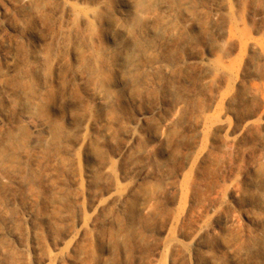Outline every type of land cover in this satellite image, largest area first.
<instances>
[{
    "label": "rangeland",
    "instance_id": "1",
    "mask_svg": "<svg viewBox=\"0 0 264 264\" xmlns=\"http://www.w3.org/2000/svg\"><path fill=\"white\" fill-rule=\"evenodd\" d=\"M98 8L128 19L111 0H0V149L48 125L15 105L29 84L58 92L48 120L65 135L52 160L23 158L25 178L0 173V264H264V0H199L174 58L143 63L140 96L112 73L110 114L75 74L83 14ZM133 187L128 217L118 199Z\"/></svg>",
    "mask_w": 264,
    "mask_h": 264
},
{
    "label": "bare ground",
    "instance_id": "2",
    "mask_svg": "<svg viewBox=\"0 0 264 264\" xmlns=\"http://www.w3.org/2000/svg\"><path fill=\"white\" fill-rule=\"evenodd\" d=\"M112 4L123 3L128 9V19L120 21L110 9H96L83 14L86 28L84 33L77 35L74 51L77 57L75 74L87 79L85 86L86 98L95 102L92 110L105 113L114 112L112 93V73L120 75L122 81L131 85L140 96L146 82L142 70L144 62H153L157 55L165 52L166 58L172 60V47L185 43L187 34L185 22L194 20L199 13V0H111ZM108 35L112 45L100 46L99 41ZM99 41L100 45L96 43ZM89 50V52H88ZM16 52L25 60L27 53L22 49ZM168 75H171L169 73ZM25 90L15 96V105L28 114L38 112L47 118V126H39L36 135L31 138L26 129L19 135L7 134L3 148L0 149V173L7 178L23 177L25 162L32 153L37 152L49 161L60 155L61 144L65 135L58 126L49 123V108L57 100L58 92L51 87L46 90H36L31 84L24 86ZM35 100L40 103L37 105ZM44 133L49 135L46 145H41ZM0 174V175H1ZM96 179L97 174H96ZM25 178V176L23 177ZM7 186L0 180V222L11 221L6 211L8 202ZM137 188L130 189L128 195H121L118 202L126 206L133 216L137 207L135 194ZM111 212L105 211L108 216ZM124 216L111 219L114 225H119ZM148 222V218H145ZM1 227V224H0ZM210 229H204L198 242H204L206 249H211L214 242L209 240ZM117 234H114L116 237ZM141 234L132 232L127 235L124 245L127 247L130 239H138ZM207 263V260H206Z\"/></svg>",
    "mask_w": 264,
    "mask_h": 264
}]
</instances>
